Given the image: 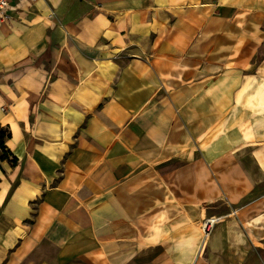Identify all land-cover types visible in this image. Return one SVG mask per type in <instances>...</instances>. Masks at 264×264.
<instances>
[{
	"label": "crops",
	"instance_id": "obj_1",
	"mask_svg": "<svg viewBox=\"0 0 264 264\" xmlns=\"http://www.w3.org/2000/svg\"><path fill=\"white\" fill-rule=\"evenodd\" d=\"M10 5L0 264H264V0Z\"/></svg>",
	"mask_w": 264,
	"mask_h": 264
},
{
	"label": "built area",
	"instance_id": "obj_2",
	"mask_svg": "<svg viewBox=\"0 0 264 264\" xmlns=\"http://www.w3.org/2000/svg\"><path fill=\"white\" fill-rule=\"evenodd\" d=\"M11 8L10 0H0V18L8 17V10ZM217 218H207L203 223V229L209 231Z\"/></svg>",
	"mask_w": 264,
	"mask_h": 264
},
{
	"label": "trees",
	"instance_id": "obj_3",
	"mask_svg": "<svg viewBox=\"0 0 264 264\" xmlns=\"http://www.w3.org/2000/svg\"><path fill=\"white\" fill-rule=\"evenodd\" d=\"M6 135H8V134H6V132L5 131H3V130H1L0 129V147L2 148V150L5 152V148H4V145H3V138H4V136H6Z\"/></svg>",
	"mask_w": 264,
	"mask_h": 264
},
{
	"label": "rangeland",
	"instance_id": "obj_4",
	"mask_svg": "<svg viewBox=\"0 0 264 264\" xmlns=\"http://www.w3.org/2000/svg\"><path fill=\"white\" fill-rule=\"evenodd\" d=\"M217 221H218V218H217V220L214 222L213 226H215V224H216ZM205 231H206V230H205Z\"/></svg>",
	"mask_w": 264,
	"mask_h": 264
}]
</instances>
